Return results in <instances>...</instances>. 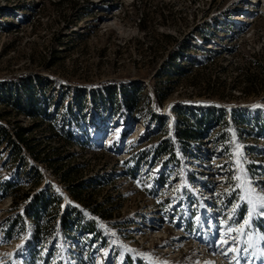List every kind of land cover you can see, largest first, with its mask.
Here are the masks:
<instances>
[{
  "label": "rangeland",
  "instance_id": "374dc122",
  "mask_svg": "<svg viewBox=\"0 0 264 264\" xmlns=\"http://www.w3.org/2000/svg\"><path fill=\"white\" fill-rule=\"evenodd\" d=\"M0 181V264H264V0H0Z\"/></svg>",
  "mask_w": 264,
  "mask_h": 264
},
{
  "label": "trees",
  "instance_id": "16d2710c",
  "mask_svg": "<svg viewBox=\"0 0 264 264\" xmlns=\"http://www.w3.org/2000/svg\"><path fill=\"white\" fill-rule=\"evenodd\" d=\"M177 58H175L173 60V63L178 65L179 63L176 61ZM124 97H123V103L126 104H129L131 103L132 101H135L137 102V94H134V93H124ZM25 99V100H24ZM27 99V95L24 91H22V93L18 92L16 94V98L15 100L16 101H19L18 104H22V105H26L24 103H27L28 102V99ZM123 103L121 104V106L123 105ZM157 103L160 105L161 104V99L157 98ZM29 114L32 113L31 110H28ZM209 114H204L203 116H201L200 118H196V121H194L193 123L194 124H191V123H185L184 126H179L176 128L175 130V133H176V136L177 138L182 141V142H185L186 144L190 143L192 140H202L203 137H206V133L208 130H205L204 127H206V124L205 121L209 119ZM188 121V120H186ZM215 121H218L219 123L222 121V118H219V119H215ZM189 122V121H188ZM204 122V124H203ZM194 125V126H193ZM20 138V140L22 141H26L27 139L24 138L23 136V132H19L17 134ZM12 182H8V181H0V187L4 188V189H8V187H12L11 186ZM46 199V200H44ZM42 199V203L43 204H46L44 202H47V201H50V197L47 199V198H44ZM34 217L37 218V216L33 215ZM62 218H64V220L67 219V216L66 215H63ZM89 230H92V231H96V224L95 222H90L89 224Z\"/></svg>",
  "mask_w": 264,
  "mask_h": 264
},
{
  "label": "snow or ice",
  "instance_id": "6c2138e0",
  "mask_svg": "<svg viewBox=\"0 0 264 264\" xmlns=\"http://www.w3.org/2000/svg\"><path fill=\"white\" fill-rule=\"evenodd\" d=\"M243 198L252 204L254 209H258L261 213H264V195L255 193L254 189L249 186Z\"/></svg>",
  "mask_w": 264,
  "mask_h": 264
}]
</instances>
